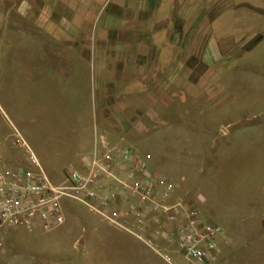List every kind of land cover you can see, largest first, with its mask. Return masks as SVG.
I'll return each mask as SVG.
<instances>
[{"label": "rangeland", "instance_id": "obj_1", "mask_svg": "<svg viewBox=\"0 0 264 264\" xmlns=\"http://www.w3.org/2000/svg\"><path fill=\"white\" fill-rule=\"evenodd\" d=\"M256 1L263 3L253 4L238 32L234 20L219 23L217 37L235 43L224 42L211 68L193 67V90L172 93L170 108L149 132L150 145L141 148L151 169L175 183L176 196L222 228L224 264H264V0ZM56 69L39 66L35 23L7 19L0 31L2 156L27 164L28 149L11 145L21 135L49 176L60 181L80 159L77 153L89 149L101 116L84 84L64 80ZM62 69L67 78L69 69ZM82 72L76 68L78 78ZM66 216L50 232L6 230L0 264H170L152 246L77 202H67ZM172 256L175 264L189 263L179 252Z\"/></svg>", "mask_w": 264, "mask_h": 264}, {"label": "crops", "instance_id": "obj_2", "mask_svg": "<svg viewBox=\"0 0 264 264\" xmlns=\"http://www.w3.org/2000/svg\"><path fill=\"white\" fill-rule=\"evenodd\" d=\"M255 2L0 0V31L9 18L32 20L39 28V66L56 67L64 80L84 84L82 90L96 99L99 132L93 130L89 149L78 152L80 159L70 167L83 170L95 155L106 152L132 149L143 158L141 148L150 145L149 132L170 108L172 93L191 92L193 67L201 63L207 70L221 59L227 41L217 37L219 23L234 20L238 27L233 31L238 32ZM61 68L69 69L67 78ZM76 68H82V78ZM43 74L39 71V82ZM95 229L103 239V232ZM156 241L172 255L179 252L175 240L158 236Z\"/></svg>", "mask_w": 264, "mask_h": 264}, {"label": "built area", "instance_id": "obj_3", "mask_svg": "<svg viewBox=\"0 0 264 264\" xmlns=\"http://www.w3.org/2000/svg\"><path fill=\"white\" fill-rule=\"evenodd\" d=\"M20 136L11 145L28 149L26 165L3 158L0 144V250L6 230L50 232L64 225L66 204L73 201L146 242L170 264L173 256L157 245L158 236L175 240L190 264H224L222 228L176 196L175 183L134 150L97 154L85 169L68 168L56 181Z\"/></svg>", "mask_w": 264, "mask_h": 264}, {"label": "water", "instance_id": "obj_4", "mask_svg": "<svg viewBox=\"0 0 264 264\" xmlns=\"http://www.w3.org/2000/svg\"><path fill=\"white\" fill-rule=\"evenodd\" d=\"M263 224H264V220H263Z\"/></svg>", "mask_w": 264, "mask_h": 264}]
</instances>
